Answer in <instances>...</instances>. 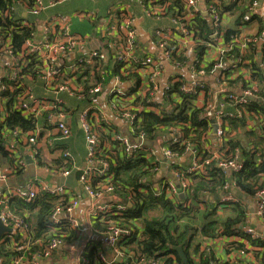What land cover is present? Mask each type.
<instances>
[{"label": "trees", "instance_id": "obj_1", "mask_svg": "<svg viewBox=\"0 0 264 264\" xmlns=\"http://www.w3.org/2000/svg\"><path fill=\"white\" fill-rule=\"evenodd\" d=\"M147 1L149 0H143V3L146 4ZM201 1L202 5L207 4V0ZM238 1L240 2L239 7L235 6L237 0L224 3L225 11H231L232 15V26L224 31V44H227L231 37L234 39L238 37L241 32L237 31L236 28L242 20L243 6L247 0ZM165 3L169 5V14L174 12L173 9L181 10L183 7L181 0H159L154 3L150 2L147 8H156ZM20 6L28 11L34 6V0H0V34L10 37L13 54L24 55L26 52L25 44L32 40L35 30L30 25H28L29 27L25 25L26 21L17 13V8ZM115 16L119 20L122 14L117 10ZM195 21L193 27L196 42L195 54L197 60L203 63L201 60L206 56V45L209 42V34L212 28L202 16L197 17ZM257 21L262 25V20ZM261 32L254 37L258 38ZM237 45L236 42L232 44V50L225 54V58L235 61L239 52ZM255 49L256 44L252 41L248 42L246 51L236 69L228 66L227 71H224V84L227 89L233 91L251 90L253 99H249L247 102L248 116L223 118L224 135L222 143L218 145L215 143V149H213L209 139L214 122L202 117L204 109L195 107L193 105L194 97L191 96L182 95V101L176 104L169 114L163 116L152 112L138 114L140 121H135L131 125V135L134 138L143 135L149 141L164 136L166 133L178 132L179 137L168 142L166 144L167 149L174 153L177 159L185 157L188 149L200 159V163L208 162L204 166L209 172V177L200 174H187L185 164L171 165L172 169L188 182L187 190L181 199L179 196L168 198L164 190L161 195L155 196L154 186L150 184L154 182L153 160L151 158L147 160L141 153L132 155L122 152L119 143L112 139L113 134L118 133V131L108 122L98 128L99 141L101 144H107L109 148H102L93 156L91 161L93 167H99L100 161H107L109 172L107 175H99V172L93 169V173L89 176L90 187L92 191L102 193H106V189L111 188L112 195L126 206V210L123 215L111 216L110 213H105L103 219L99 220V216L94 222L99 230L115 226L128 232L121 236L116 245L119 252L128 261L143 259L145 261L159 260L162 264H227L221 256H217L215 251L213 252L212 247L206 245V242L227 239L236 235L237 238L248 242L250 246L261 249L257 255L264 264V244L247 235L234 233V230L245 225L248 221L246 205L239 201V203L222 207L218 214L217 208L212 207V201H203L205 197L213 198L215 195H227L228 193H235V196L240 200L242 197L253 200L255 193L264 188V138L260 133L264 127V57L258 63L254 56ZM231 54L233 56H230ZM139 61L141 62V60ZM243 62H248V65H244ZM139 63L125 69L123 73L121 72L123 66L120 64L113 66V64L97 62L94 66H86V69L75 81V85L81 88L82 100L90 103L95 97L91 91L97 86L103 89L115 76H118L121 82L134 81L133 84H138L140 70L146 68V65ZM211 66V64H207L206 71H210ZM239 67L248 70L247 78L237 72ZM41 72V63L33 61L22 69L16 81L9 76L2 79L6 88L4 91H0L1 165H13L15 160L12 152H9L4 145L8 135L18 131L20 136V133L27 134L37 128L40 129L39 135H42L50 128L47 119L54 111L43 112L37 117H24L18 109V101L23 96L27 81L30 78L38 80ZM8 87H12V90H9ZM128 91L131 90L128 89ZM174 92L180 93L178 87L173 88L169 96ZM145 100L135 98L127 104L131 111L137 113L140 107L146 108ZM224 101L225 104H223L227 105L230 110L224 108L223 112H232L235 107L233 102L228 99ZM249 121L252 124H249ZM254 124L256 125L254 126ZM19 136H15V139L20 141ZM206 147L213 151L207 150ZM63 148L65 149V146ZM232 160L243 164L241 171L227 173L217 167L220 161ZM42 164L49 170H68L71 168V163H63L62 159ZM77 175L80 176L81 172H77ZM148 178L150 181L146 182ZM68 201L69 197L66 195L51 197L48 194H39L30 202L16 198L10 199L8 212L12 217L20 219L26 225L27 237H29L30 242L28 249L24 250L25 252L16 253L13 249L23 246L22 233L15 231L13 235L6 236L5 240H0V264H7L10 257H19V255L27 259L29 264H32V256L43 253L44 246L49 240L47 234L51 228V214L57 207L66 206ZM72 232L73 230L64 232L68 237L67 240H70ZM55 237L59 238L60 234ZM203 245L206 250H203ZM178 246L183 249L187 259L186 263L181 261L174 250ZM226 250L227 253L229 251H243L245 244L240 241L229 242L225 245L223 254ZM93 253L94 250L92 249L88 256L89 260L93 261ZM168 256H172V258H168Z\"/></svg>", "mask_w": 264, "mask_h": 264}, {"label": "built area", "instance_id": "obj_2", "mask_svg": "<svg viewBox=\"0 0 264 264\" xmlns=\"http://www.w3.org/2000/svg\"><path fill=\"white\" fill-rule=\"evenodd\" d=\"M66 1L68 0H34V6L29 9L28 12L31 15H39L45 9L63 4ZM87 1L96 3L98 0ZM158 1L159 0H149L146 4H143L145 14L148 17H152L155 21L166 20L168 22V26L154 29L152 39L156 42L159 49L162 50L163 61H167L171 67L176 70L181 68L191 69L197 80L194 79L192 80V83L187 84L182 80L175 78L162 92L160 91L158 83L159 73L158 71H152L145 81L141 79L138 84H133V81L131 84L133 89L128 91L119 88L118 85L125 83L121 82L118 76H115L113 79L114 88L112 87V90L110 89V92L108 93L111 101V109L117 115L126 119L131 127L135 121H140L138 114H142L143 112H152L160 116L171 113L172 108L177 104V101H171L169 96V93L172 91L170 87L173 84L178 83L177 87L181 95L195 98L198 94L205 93L206 83L204 79L207 76L214 74L216 76L215 85L217 87V94L232 101L233 106H235L230 113L223 112V103H216L215 106L208 105L204 107L202 117L211 119L214 122L213 125L217 126L214 137L215 143L218 145L222 143L224 135L223 118H241L244 115L248 116L249 111L246 107L247 102L249 99H253L251 90L239 89V93H236L237 90H229L224 84V71H227L228 66L232 67V69H236L237 65L241 62L243 49L245 48V41H241L239 37H236L235 39L231 37L229 41L231 43L228 42L227 44H224V31L228 28L229 24L232 23V20L229 17V12L224 9V3L229 1L233 2L234 0H207V4L205 5H202V1L200 0H181V3L183 4L182 9L175 8L173 9L174 12L171 14L168 12L169 5L166 3L156 8H147V5H149L150 2L154 3ZM243 8L244 14L239 26L236 28L237 31H243L246 28V25L252 21H264V0H247ZM117 10L122 14V17L119 20H117L115 16ZM105 14V19L100 23L102 25L99 26V29L104 36L100 47L87 52L71 65L63 67L60 66V59L69 53L75 52L83 43L82 38L73 36L70 33L69 24H67L64 19L54 18L46 22L42 40L33 45L30 44V41L26 42V52L20 57L13 55L10 40L2 41V36L0 34V52L11 55L14 58L7 76L16 81L18 74L26 65H28V63L37 61L41 63L42 68L41 76L39 78L44 81L46 89L56 97L50 104H45L42 100L36 99L31 90L26 87L23 96L18 101V109L24 117H37L43 112L50 110L54 111L49 115L47 120L50 123L49 126H52L55 131L54 134L58 133L61 138L66 139L70 137L71 131L66 118V114L68 115L69 113L63 109L62 99L59 100L57 97L60 95H67L82 100V95L80 94L81 88L75 85V81L86 66H94L97 62L114 65L120 64L123 66L121 69V72L123 73L125 72V69L130 66H135L140 62L136 55L138 51V40L136 30L133 27V19L131 15L123 5L112 6ZM91 15L96 16L95 13L90 14L89 16ZM199 16H207L208 22L212 28L209 34V42L206 45L207 53L208 51H215V57L212 59L208 60L207 55L203 58L205 63L203 60H201L203 63H200L195 54L196 42L193 27L196 23L195 19ZM250 41L255 44L256 42H260V53H264V31H262L258 38L253 36L247 40V42ZM235 42L238 43V56L235 58V61H230L225 58V54L232 50V44ZM108 46L112 49V54L107 53ZM103 48H105V50H103ZM140 63H142V65H147V62L141 61ZM207 64L212 65L210 71H206ZM146 68L149 67L146 66ZM140 71V75H142L144 69H141ZM5 88L6 85L1 80L0 91H4ZM8 89L12 90V87H8ZM103 89L97 86L91 91V94L96 96L100 94ZM135 98L146 99L145 102L147 105L146 108H144L145 111H142L143 108L141 107L138 109L137 113L131 111L127 103H131ZM56 113H58V116L57 118H54ZM78 118L88 146L87 163L89 167L81 171L79 181L86 195H88L92 202L89 210L90 218L95 220L100 216V220L104 218L105 213H110L111 216L123 215L126 206L112 195L111 188H107L106 193L94 192L89 184V176L93 173V169H96L99 172V175H107L109 172L107 161H100L99 167H93L91 161L93 156L102 148H109L107 144H101L97 135L98 128L102 124H105L104 117L96 106L89 105L79 114ZM53 119H58V121L55 123L52 121ZM254 120H256V118H254ZM255 125L256 124H254V126ZM102 129L105 130L104 128ZM54 131L49 130L43 135L45 136V150L52 157L50 160L62 159L63 163H71L70 169L57 170L61 177H67L75 168L70 153L64 149L63 146L55 145L54 140L51 138L53 134L52 132ZM39 133L40 129L37 128L35 131L27 134L20 133V136L19 132L15 131L12 133V136H19L20 140H24L25 143L29 144L35 164L39 166L40 169L49 171V168L42 164L51 161L46 160L45 154L41 152L42 149H40L41 146L39 145V139L41 137ZM131 133L132 128L130 129L129 135L134 138ZM260 133L264 138V127L260 130ZM173 134H175V138L179 137L178 132L175 133L174 131ZM112 139L119 143L120 150L125 154L135 155L141 153L147 160L151 158L154 164L152 171L153 175L159 173V168L164 162L177 160L174 153L169 151L167 147L162 146L161 137H156L153 141H149V139L141 135L139 138H134L139 141L138 143L131 144L129 143L128 138L116 133L113 134ZM145 142H150L151 145H145ZM15 146L14 141H11L5 145V148L9 152H12V155L16 158ZM189 151L190 150L187 149V152ZM206 164H208L207 161L200 163V159L194 156L191 164L187 167L186 172L187 174H200L209 177V172L204 166ZM217 167L223 172L230 173L241 171L243 164L234 160L220 161L217 164ZM171 174L173 182L162 179L161 183L155 181L150 183L154 186L153 190L155 196L161 195L163 190L168 198H175L185 193L188 187L186 179L174 170H172ZM9 175L10 172L5 170L0 163V183L5 187ZM39 194H48L51 197H61L66 195V191L63 187L56 189L49 188L43 180L36 178L27 184L25 188L9 189L6 187L3 194L0 196V220L5 225L11 227L14 232L19 231V233L23 234L21 240L23 246L18 249H13L16 253L28 249L30 239L27 237L26 225L20 219L12 217L8 212V201L12 198H16L25 202H30ZM210 199L211 198L205 197L203 198V201L209 202ZM236 203H239V201L233 195H221L216 208L220 209ZM253 204L254 218L264 227V188L255 193ZM76 206L77 201L70 200L66 206L57 207L54 210L50 216L51 228L49 234H47L49 240L44 246L43 253L32 256V264H36L38 261H47L57 249L62 247L65 248L66 245L63 240L67 236L64 232H69L74 229H76L77 232L80 231L77 228L78 225L76 221L71 217ZM62 215L66 216L67 220H63ZM99 233L104 237L106 248L109 250L107 254L100 253L98 255L99 264H162L159 260L145 261L143 259H132L128 261V259L124 258L116 245L121 236L128 232H125L120 228L110 226L105 230L100 229ZM234 233L247 235L251 239L264 244V233L251 226L248 221L245 225H241L234 230ZM57 234H60L59 238L55 237ZM234 237L237 241L240 240L236 235ZM3 240H5V238L1 239V241ZM71 248L74 251L76 250L75 245H71ZM203 250H206V247H204ZM85 251L91 253V246L86 244ZM76 254L78 258L74 259V264H91L86 255L80 252H77ZM168 258H172V256H168ZM7 264H29V262L27 259H24V257L19 255V257H10Z\"/></svg>", "mask_w": 264, "mask_h": 264}, {"label": "crops", "instance_id": "obj_3", "mask_svg": "<svg viewBox=\"0 0 264 264\" xmlns=\"http://www.w3.org/2000/svg\"><path fill=\"white\" fill-rule=\"evenodd\" d=\"M201 1V0H200ZM246 1V0H244ZM143 0H98L96 3H91L87 0H68L63 4L53 6L51 8L45 9L39 15H31L25 8L18 7L17 13L20 17L25 20V25H30L35 30L34 36L32 40H30V44H37L43 38L44 26L45 23L54 18L64 19L67 24H69L70 33L73 36L80 37L83 39V43L76 49L75 52L69 53L68 55L63 56L60 59V66L71 65L76 62L78 58H81L87 52L98 49L103 41V34L99 29V26L102 25V21L105 19L107 10L112 6L123 5L127 12L131 15L133 19V27L137 33L138 40V51L136 53L139 60L143 62H147V67L144 68V72L139 77V81L146 80L152 71H158V83L160 91L168 87L175 78L182 80L183 82L190 84L195 79L194 73L189 68H181L176 70L171 67V65L167 61H163L162 58V50L159 49L156 42L152 39V34L155 28L168 26V22L166 20L155 21L148 17L145 14ZM244 4V3H243ZM202 6V5H201ZM236 7L240 6V2L237 0L235 5ZM203 7V6H202ZM235 11V10H234ZM229 12V17L232 20L231 11ZM95 13L96 16L91 15ZM205 20L208 21L207 16H203ZM259 21H252L246 25V28L241 31L238 35L240 40L245 41V48L243 49V53H245L247 48V40L251 37L257 35L259 32L264 31V21H262V25L257 23ZM231 23V21H230ZM232 26V23L229 24L228 27ZM29 27V26H28ZM262 33V32H261ZM260 33V34H261ZM259 34V35H260ZM258 35V36H259ZM10 40L8 35L2 36L1 40ZM105 50V48H103ZM261 44L260 42H256V49L254 50L255 59L257 62H261L263 60L262 53H260ZM107 53L112 54V49L108 46ZM16 57H20L21 55L13 54ZM207 59L210 60L215 57V51H208L206 53ZM244 55V54H243ZM230 56H233L231 54ZM14 58L11 55H7L0 52V81L4 79L9 70L10 65L12 64ZM231 61V59H230ZM205 63V60L203 59ZM244 65H248V62H243ZM112 65V64H110ZM114 66V64H113ZM116 66V64H115ZM86 67L84 68V70ZM83 70V71H84ZM239 74H243L245 78H247L248 70L246 68H240L237 70ZM91 74H93L91 72ZM113 79H111L110 83L104 87L102 92L94 97L92 101L85 102L84 100H79L76 97H70L67 95H60L57 98L63 102V109L69 113L66 114L67 123L70 126V137L64 139L61 138L58 133L54 134L52 126H50L49 130H52L51 138L54 140L55 145L65 146V149L70 153L72 158V163L74 165V171H72L67 177H61L57 170H49L44 171L40 169L39 166L35 164V160L31 151V147L29 144L25 143L24 140H16L15 136L8 135L5 144L14 141L15 142V150H16V158L14 160L13 165L3 164V168L10 172V175L7 180L6 187L9 189H20L25 188L27 184L33 181L36 178H40L43 180L49 188L56 189L59 187H63L66 191V196L69 197L70 200L77 201V206L72 214V219L76 221L78 225L77 232L76 229L71 233L70 240H67L66 237L63 241L65 242L66 247H62L57 249L47 261H38L36 264H74V259L78 258L77 252L83 253L88 256L91 253L85 251L86 244L90 245L94 250V259L89 260L91 264H96L98 262V255L100 253L107 254L109 250L106 248L105 239L99 233L98 228L95 225L93 219L90 218L89 210L91 208L92 202L88 195H86L80 181L77 172H81L89 167L87 163V143L85 139L84 131L81 128L79 122V114L84 111L89 105L96 106L102 116L104 117L105 123L113 125L118 133L126 138L132 139L130 134L131 127L126 119L117 115L111 109V101L108 96L110 89L113 87ZM216 76L211 74L207 76L204 81L206 83L207 93L198 94L194 100L193 105L197 108H203L205 106L211 105L215 106L216 103H224L225 98L222 95L217 94V87L215 85ZM197 80V79H195ZM133 82H127L122 85H118L122 90L133 89L131 84ZM139 83V82H138ZM27 88H29L36 99L42 100L45 104H50L55 100V96L46 89L45 83L40 78L38 80H33L30 78L27 83ZM178 86V83L173 84L170 89H173ZM112 90V89H111ZM239 93V90L236 91ZM162 94V93H161ZM182 95L180 93L174 92L170 95L171 101H177V104L180 103ZM115 104V103H114ZM67 107V108H66ZM225 110H230L227 105H224ZM142 111H145L143 109ZM144 113V112H143ZM142 113V114H143ZM58 113L54 118H57ZM53 122H57L58 119H53ZM249 124H252L249 121ZM47 130V131H49ZM47 131H45L42 135H40L39 145L41 146L42 153L45 154V158L48 161H55L45 150V136H43ZM174 132V131H173ZM166 133L162 138V146L166 147L168 142H171L175 139V134ZM210 142L213 145V149L216 148L215 137L210 133L209 136ZM19 141V142H18ZM207 150H211L209 147H206ZM213 150H211L212 152ZM194 153L189 151L185 157L177 159V163L173 164H185L188 167L191 164V161L194 157ZM4 163V162H3ZM173 164H165L163 168V164L159 168V173L153 175V181L166 179L168 181L173 182L171 179V172ZM0 183V196L3 194L4 189L6 188ZM229 194V193H228ZM222 194L215 195L210 201L213 202L212 207H216L219 198ZM238 201H242L247 209H248V222L251 226L256 228L258 231L264 233V227L257 222L254 218V204L253 200L247 197L240 198L235 196V193H232ZM237 195V194H236ZM181 199V197L179 196ZM217 198V200H215ZM68 201V202H69ZM67 202V204H68ZM250 209L253 210V213H250ZM218 214L221 212V208L218 209ZM63 220H67L66 216L62 215ZM253 219L256 220V225H253ZM11 237V236H10ZM5 238V237H4ZM9 238V237H8ZM245 244V250L243 251H229L227 250L223 254L224 247L229 242H237L235 237H230L227 239H216L213 241L206 242V245L213 248V252L217 256H221L223 261L227 264H262L261 258L257 255V252L261 249L250 246L248 242L244 240H238V242ZM71 245L76 246V250L74 251L71 248ZM204 248V245H203ZM215 248V249H214Z\"/></svg>", "mask_w": 264, "mask_h": 264}, {"label": "water", "instance_id": "obj_4", "mask_svg": "<svg viewBox=\"0 0 264 264\" xmlns=\"http://www.w3.org/2000/svg\"><path fill=\"white\" fill-rule=\"evenodd\" d=\"M216 129H217V126L216 125H212V134L215 135L216 133ZM129 140V143H138L139 141L137 139H128ZM145 145H151L150 142H145ZM173 163H177V160H174L172 162L170 161H166L163 163V168L165 166V164H173ZM150 179H147V181H149ZM181 198L183 197V195L180 196ZM215 200H217V198H215ZM250 213H253V210L250 209ZM256 220L253 219V225H256ZM14 234V230L9 227L8 225H5L1 220H0V240L8 235H13ZM174 250L177 252L179 258L181 259V261L183 263H186L187 262V259H186V256L184 255V252H183V249L181 246H178V247H175Z\"/></svg>", "mask_w": 264, "mask_h": 264}, {"label": "rangeland", "instance_id": "obj_5", "mask_svg": "<svg viewBox=\"0 0 264 264\" xmlns=\"http://www.w3.org/2000/svg\"><path fill=\"white\" fill-rule=\"evenodd\" d=\"M171 179H173L172 174H171Z\"/></svg>", "mask_w": 264, "mask_h": 264}]
</instances>
